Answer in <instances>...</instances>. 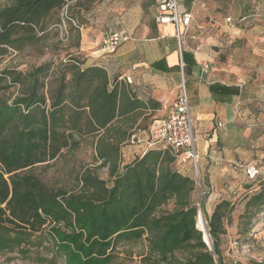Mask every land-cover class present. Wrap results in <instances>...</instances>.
<instances>
[{
  "label": "trees",
  "instance_id": "trees-1",
  "mask_svg": "<svg viewBox=\"0 0 264 264\" xmlns=\"http://www.w3.org/2000/svg\"><path fill=\"white\" fill-rule=\"evenodd\" d=\"M71 1L10 0L0 7V61L50 39L68 41L66 20L76 21ZM12 89L17 94L9 99ZM159 108L74 51L56 65L0 69V254H34L39 264H114L120 245L145 239L140 264H241L226 263L221 249L236 209L230 199L218 202L207 222L213 250L196 228L198 182L177 167L192 165L183 151L153 148L123 164V148ZM83 147L100 164L77 172L73 187H52L35 173ZM247 179L242 235L264 212V175ZM171 201L174 209L163 211Z\"/></svg>",
  "mask_w": 264,
  "mask_h": 264
},
{
  "label": "crops",
  "instance_id": "crops-1",
  "mask_svg": "<svg viewBox=\"0 0 264 264\" xmlns=\"http://www.w3.org/2000/svg\"><path fill=\"white\" fill-rule=\"evenodd\" d=\"M162 1L72 0L76 21L70 22V41L77 44L75 55L103 65L139 98L158 102L155 111L166 112L163 117L185 83L199 184L215 195L214 207L249 183L246 164L264 162V0H177L181 15H192L181 42L174 25L157 21ZM118 30L130 39L98 57L105 35ZM143 155V147L128 145L123 164ZM191 167L183 171L190 174Z\"/></svg>",
  "mask_w": 264,
  "mask_h": 264
},
{
  "label": "rangeland",
  "instance_id": "rangeland-1",
  "mask_svg": "<svg viewBox=\"0 0 264 264\" xmlns=\"http://www.w3.org/2000/svg\"><path fill=\"white\" fill-rule=\"evenodd\" d=\"M93 2L94 0H89ZM10 3V0H0V7H4ZM67 22L70 28V22ZM71 36V34H70ZM71 38V37H70ZM75 47L71 44L70 39L66 42H57L50 39L46 44H42L39 48L30 47L21 53H12L7 55L0 61V69L16 68L18 70H28L34 66H39L45 62H54L55 65L59 61L66 60L68 56L75 51ZM97 55V52L95 53ZM17 94L16 89L7 92V98L11 99ZM166 112L155 111L147 121V128L140 133L145 135L153 121L157 118L163 117ZM175 152V150H174ZM176 153V152H175ZM179 161V159H178ZM100 163L94 161L92 150L83 147L75 153H66L56 161H52L49 166L40 165L35 168V173L38 174L50 186L68 188L75 185V175L86 168H94ZM193 166V165H191ZM177 167L183 170V165L177 163ZM194 167L190 169V175L198 182L196 199L199 210L209 221V217L213 213L212 195L204 193L199 184V177H196ZM98 174L102 179L109 180L108 171L106 168H100ZM246 191L244 188H238L233 192L228 193V199L236 204V209L233 212V221L227 227V234L222 236L221 249L223 258L226 263L239 262L241 264H261L264 263V212L260 213L255 218L254 229L251 233L242 235L239 230L240 218L239 216L244 211V203H240ZM202 203L204 206H202ZM175 207L174 201L165 205L162 210L170 211ZM208 227V226H207ZM209 228V227H208ZM148 251V244L146 240L135 241L120 245L117 249L118 259L114 264H140V259ZM182 258L183 254H178ZM0 264H39L38 258L33 254L28 258L20 256L18 253H2L0 254ZM58 264H64L63 261Z\"/></svg>",
  "mask_w": 264,
  "mask_h": 264
},
{
  "label": "built area",
  "instance_id": "built-area-1",
  "mask_svg": "<svg viewBox=\"0 0 264 264\" xmlns=\"http://www.w3.org/2000/svg\"><path fill=\"white\" fill-rule=\"evenodd\" d=\"M67 7H65L66 15ZM191 14L181 15L177 0H164L159 4V14L157 21L161 24H172L176 29V38L181 42L183 35L190 26ZM231 28H236V24L228 19ZM63 31V40L66 41L67 26L64 23L60 26ZM65 36V37H64ZM130 39V35L124 30L111 31L105 35L101 48L97 51V56L113 54L124 42ZM181 56V66L184 62ZM210 65H204V71L209 70ZM131 83L129 77L126 78ZM181 95L174 101L166 117L157 118L153 121L150 129L145 135H135L132 138L131 145L141 146L144 154L153 148L171 147L183 151V162H190L198 178V154L195 148V126L190 113L189 96L183 82L181 86ZM223 127V123H218ZM246 176L256 181L261 173L264 175V166L260 162H252L245 165Z\"/></svg>",
  "mask_w": 264,
  "mask_h": 264
},
{
  "label": "bare ground",
  "instance_id": "bare-ground-1",
  "mask_svg": "<svg viewBox=\"0 0 264 264\" xmlns=\"http://www.w3.org/2000/svg\"><path fill=\"white\" fill-rule=\"evenodd\" d=\"M199 216L197 217V226L200 230H202L203 234L207 238L208 242L211 245V237L209 234V228L207 227V221L202 211L199 212Z\"/></svg>",
  "mask_w": 264,
  "mask_h": 264
},
{
  "label": "water",
  "instance_id": "water-1",
  "mask_svg": "<svg viewBox=\"0 0 264 264\" xmlns=\"http://www.w3.org/2000/svg\"><path fill=\"white\" fill-rule=\"evenodd\" d=\"M200 211H203L202 208L199 210ZM196 228L198 229L197 225H196ZM199 230V229H198ZM200 231V230H199ZM202 232V231H201ZM211 237V236H210ZM203 240L204 242L207 244V246L209 247L210 250H213V242H211V245L210 243L208 242L207 238L205 237V235L203 234Z\"/></svg>",
  "mask_w": 264,
  "mask_h": 264
}]
</instances>
